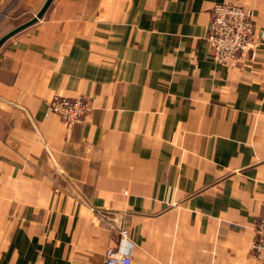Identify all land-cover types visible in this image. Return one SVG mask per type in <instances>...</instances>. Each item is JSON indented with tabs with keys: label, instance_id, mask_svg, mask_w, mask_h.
I'll list each match as a JSON object with an SVG mask.
<instances>
[{
	"label": "crops",
	"instance_id": "0c3cea01",
	"mask_svg": "<svg viewBox=\"0 0 264 264\" xmlns=\"http://www.w3.org/2000/svg\"><path fill=\"white\" fill-rule=\"evenodd\" d=\"M226 1L54 0L2 46L0 264H105L109 247L132 264H263L264 44L213 61ZM233 1L264 28V0ZM45 2L0 0V38ZM55 95L92 110L68 131Z\"/></svg>",
	"mask_w": 264,
	"mask_h": 264
},
{
	"label": "built area",
	"instance_id": "2783aa9c",
	"mask_svg": "<svg viewBox=\"0 0 264 264\" xmlns=\"http://www.w3.org/2000/svg\"><path fill=\"white\" fill-rule=\"evenodd\" d=\"M254 13L238 2L228 0L214 5L211 11L209 34L210 56L218 64L235 67L240 57H251L264 44V28L256 31ZM92 110L90 99L84 96L65 97L55 95L50 101V111L60 117L68 131L82 124ZM257 238L252 245L255 259L264 264V206L257 225ZM121 245L129 241L128 230L120 232ZM105 264H132V256L122 248L109 247L105 253Z\"/></svg>",
	"mask_w": 264,
	"mask_h": 264
},
{
	"label": "water",
	"instance_id": "95a60500",
	"mask_svg": "<svg viewBox=\"0 0 264 264\" xmlns=\"http://www.w3.org/2000/svg\"><path fill=\"white\" fill-rule=\"evenodd\" d=\"M53 1L54 0H46V2L44 3V5L40 9V11L37 13V15L33 19H31V20L27 21L26 23H23L22 25L16 27L15 29H13L10 32H8L7 34H5L2 38H0V49L12 37H14L18 33L22 32L23 30L35 25L44 16V14L48 11V9L52 5ZM110 220L117 224V231H118L117 237L120 238V232L122 231L123 221L118 222V221H115V219H110Z\"/></svg>",
	"mask_w": 264,
	"mask_h": 264
},
{
	"label": "rangeland",
	"instance_id": "374dc122",
	"mask_svg": "<svg viewBox=\"0 0 264 264\" xmlns=\"http://www.w3.org/2000/svg\"><path fill=\"white\" fill-rule=\"evenodd\" d=\"M20 21H22L23 22V20H20ZM18 22V21H17Z\"/></svg>",
	"mask_w": 264,
	"mask_h": 264
},
{
	"label": "trees",
	"instance_id": "16d2710c",
	"mask_svg": "<svg viewBox=\"0 0 264 264\" xmlns=\"http://www.w3.org/2000/svg\"><path fill=\"white\" fill-rule=\"evenodd\" d=\"M19 26V25H18Z\"/></svg>",
	"mask_w": 264,
	"mask_h": 264
}]
</instances>
